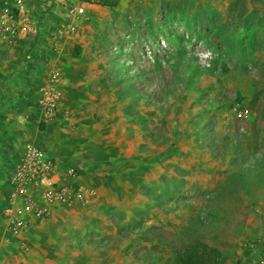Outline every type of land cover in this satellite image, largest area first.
<instances>
[{
    "label": "rangeland",
    "instance_id": "rangeland-1",
    "mask_svg": "<svg viewBox=\"0 0 264 264\" xmlns=\"http://www.w3.org/2000/svg\"><path fill=\"white\" fill-rule=\"evenodd\" d=\"M48 1L36 28H56ZM96 4L68 50L78 104L60 107L65 131L40 148L75 167L93 199L58 205L20 233L35 231L15 262L176 264V252L201 241L224 264H257L264 0Z\"/></svg>",
    "mask_w": 264,
    "mask_h": 264
},
{
    "label": "crops",
    "instance_id": "crops-1",
    "mask_svg": "<svg viewBox=\"0 0 264 264\" xmlns=\"http://www.w3.org/2000/svg\"><path fill=\"white\" fill-rule=\"evenodd\" d=\"M66 1L69 0L48 1L54 4L53 9L47 13L51 21L57 19V22L52 21L56 28H35L36 34L32 40H21L14 48L0 44V264H18L15 258L20 259L19 246L23 243L31 244L35 234V231H27L10 235L5 230L1 213L9 179L15 164L21 158L24 145L30 142L41 148L44 143L55 144L65 131L64 122L61 121L62 112L53 120L43 122L37 104L39 86L46 80L51 67H61L62 110L78 104L75 96L80 84L75 83L72 55L68 50L81 39L80 28L72 35L57 32ZM99 1L91 0L86 3L89 7L85 14L96 9ZM46 2L47 0H39L37 14L44 11ZM54 41H57L59 51H53ZM18 64L23 66L21 71L15 70ZM53 159L60 166H70L64 165L60 156Z\"/></svg>",
    "mask_w": 264,
    "mask_h": 264
},
{
    "label": "built area",
    "instance_id": "built-area-1",
    "mask_svg": "<svg viewBox=\"0 0 264 264\" xmlns=\"http://www.w3.org/2000/svg\"><path fill=\"white\" fill-rule=\"evenodd\" d=\"M88 1L69 0L66 3L57 25L58 34L77 32L85 16L84 4ZM38 3L39 0H0V44L14 48L21 40L34 38ZM57 44L54 41V51H59ZM62 83V72L54 67L39 86L37 104L43 122L53 120L60 109ZM92 199L93 191L80 182L75 167L60 166L42 149L27 142L13 168L4 198L1 213L5 230L10 235L20 234L45 220L58 205L72 208L87 205ZM257 264H264V258Z\"/></svg>",
    "mask_w": 264,
    "mask_h": 264
},
{
    "label": "trees",
    "instance_id": "trees-1",
    "mask_svg": "<svg viewBox=\"0 0 264 264\" xmlns=\"http://www.w3.org/2000/svg\"><path fill=\"white\" fill-rule=\"evenodd\" d=\"M79 56L75 50L74 57ZM176 264H224L220 252L201 241H195L176 252Z\"/></svg>",
    "mask_w": 264,
    "mask_h": 264
}]
</instances>
